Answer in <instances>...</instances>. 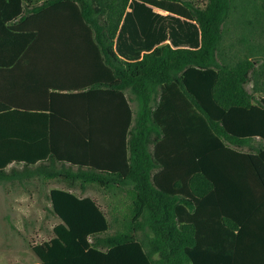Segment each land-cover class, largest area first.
<instances>
[{
    "label": "trees",
    "instance_id": "obj_1",
    "mask_svg": "<svg viewBox=\"0 0 264 264\" xmlns=\"http://www.w3.org/2000/svg\"><path fill=\"white\" fill-rule=\"evenodd\" d=\"M146 6L193 22L198 48L174 31L177 48L155 47ZM40 51L69 77L0 92V183L58 179L130 202L124 229L101 237L92 198L50 190L60 223L32 247L39 264H264V146L241 151L264 143V99L245 89L264 93V0H0V67Z\"/></svg>",
    "mask_w": 264,
    "mask_h": 264
},
{
    "label": "rangeland",
    "instance_id": "obj_2",
    "mask_svg": "<svg viewBox=\"0 0 264 264\" xmlns=\"http://www.w3.org/2000/svg\"><path fill=\"white\" fill-rule=\"evenodd\" d=\"M52 189L92 198L110 224V230L101 237L124 229L130 202L124 194H113L96 185L81 187L76 183L69 187L58 179L3 182L0 183V264H39L32 247L50 241L54 237L53 228L60 223L49 201Z\"/></svg>",
    "mask_w": 264,
    "mask_h": 264
},
{
    "label": "crops",
    "instance_id": "obj_3",
    "mask_svg": "<svg viewBox=\"0 0 264 264\" xmlns=\"http://www.w3.org/2000/svg\"><path fill=\"white\" fill-rule=\"evenodd\" d=\"M182 1L191 2V0H182ZM131 2H132V0H129V4ZM205 2H206V0H193V4L195 6H200V7H202V4ZM146 7L151 9V12L153 14V16H152V31H157L160 33L159 35L162 34L165 36V40L161 41L160 43L155 45V47L167 44L173 49L177 48L176 44L175 43L173 44L171 42L170 33L172 31H174V32H179L180 34L182 33L183 42H184L182 48H186V49H193V48L197 49L198 48V46L200 44L199 34L196 36L195 30L188 27L189 24L194 25L193 22H190L187 20L185 21L181 18H178L177 15H174L172 13H169L167 11L161 10L159 8H156V7H151V6H146ZM29 8L30 7H28V9ZM132 10H133V7L128 5L125 14L131 13ZM135 11H138V9L136 8ZM174 19H177V21ZM239 38H241V36L237 32H234V34L232 35V41H231L234 51L237 49H240V45L238 43ZM251 41H253V39ZM158 42H159V38H158ZM40 47H46L47 48L46 45H42ZM38 53L40 54V56H37L36 59H32L30 61H27V62H25V64L23 66H21L20 68L18 67L17 73L15 70V67H7V68L0 67V92L6 91L7 82L12 83L16 79H20V80L25 79L26 82L29 83V81L38 80L41 77L50 78V75H52V77H54V79H56L57 82L62 83V82H64V78L69 77V76L65 75L64 71H59V70H64V68L62 69V68L58 67L59 61L58 62L47 61L45 56L43 57L41 55V54H43V52L40 51ZM142 54L143 53H141V55ZM5 63H8V62H5ZM52 64H53V69L49 71L50 73L47 76L45 68L48 67L49 65L51 66ZM260 64H264V62L259 61L258 63H255V67H257ZM42 72H43V74H42ZM38 73H40L41 76L37 77ZM245 89L247 90V92L252 93V95L254 97L253 104H256V102L264 99V93L263 92H261L259 90L256 92H252L253 91L252 90L253 89V82L248 83L245 86ZM263 146H264L263 142H260L258 139H254L253 141H251L248 144V146L243 147L241 149V151L251 153V152H254L256 149L263 147Z\"/></svg>",
    "mask_w": 264,
    "mask_h": 264
}]
</instances>
